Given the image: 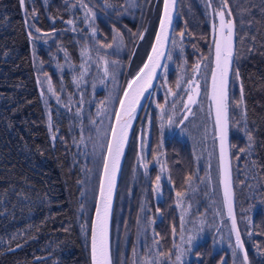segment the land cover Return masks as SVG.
<instances>
[{"label":"trees","instance_id":"1","mask_svg":"<svg viewBox=\"0 0 264 264\" xmlns=\"http://www.w3.org/2000/svg\"><path fill=\"white\" fill-rule=\"evenodd\" d=\"M129 1L111 0L114 7L106 8L105 0H87L97 17L98 33L93 40L88 22L84 20V11L70 7L73 0L69 3L65 0H24L23 8L19 0H0V264H90L88 240L82 234V225L86 221L90 225L93 200L89 190L97 183L98 170L85 145L73 143L74 138L79 141L81 135L80 120L75 113L77 109L82 110L84 133L85 130L92 132L89 119L93 116L94 120L99 102L97 97L106 95V91L103 88L89 89L91 81L102 74L98 73L95 63L80 88L73 83V78L80 72L81 45L87 42L90 54L96 60V42L111 43L113 28L123 34L126 48L118 53L115 48H104L99 50V54L109 61L123 62L118 77L121 89L140 65L155 30L160 8L157 5L161 0H147L144 5V0H135V6H131ZM190 1L178 0L173 26V35L178 40V33L185 32L182 43L189 69L201 56L207 57L212 48L209 19L212 9L206 6L208 0ZM217 3L218 0H211V7ZM228 5L235 24V47L238 51L233 67L240 73L238 80L235 77L230 80L229 95L233 104L239 102L243 86V106H230L229 109L236 216L249 264H264V0H228ZM151 16L152 19L154 17L153 23ZM68 20H72L73 25H69ZM73 27L76 31L71 30ZM36 28L40 29L39 33L35 32ZM29 31L35 42L29 39ZM139 32L144 33V38L134 39L132 34ZM139 48L142 57L138 64L133 65ZM66 56L72 65H76L75 69L70 67ZM182 62L179 53H174L167 77V85L179 96L182 94L181 97L185 93L177 89L175 83L179 73L177 66ZM58 65L64 66L63 71ZM45 75L64 103L68 102L69 95L72 96L71 110L58 104L47 93L45 84L46 109L41 97L42 88L37 82L38 77L44 80ZM162 82L157 80L155 85ZM108 85L112 87L111 81ZM155 92L156 87L153 94L165 95V88ZM81 98L83 104L79 103ZM164 98L158 96L153 104L154 97H149L136 123L143 124V120L151 116L154 124L159 117L156 103ZM49 111L53 121L51 130L48 126ZM187 123L181 127L186 132L193 128L189 133L194 137L197 125L194 127L195 122H191L193 124L187 127ZM246 130L252 136L251 144ZM53 132L55 141L51 139ZM89 145L87 143L86 147ZM200 159L199 155L196 160L191 155L192 166L186 171L193 178L191 186L187 182V201L190 203L188 212L194 219L191 218L193 225L186 223L184 228L187 227L190 234V227L193 231L201 227L200 220L204 225L184 258L185 264H234L229 247L230 235L231 243L235 241L221 203L219 170L217 167L212 173L206 166L208 162ZM163 163L167 165V172L161 180L164 197L171 193L168 176L176 188L173 168L177 171L180 167L182 172L184 165L179 161L174 163L171 158H165ZM122 174L123 171L112 217V256L116 264H133V247L145 232L143 221L146 217L138 212L139 200L132 205L128 198L131 196L128 190L131 181L125 183ZM158 174L160 167L157 166V170H151L148 176L155 179ZM137 187L134 188L138 190ZM162 202L164 199L159 197L160 214L151 215L154 223L147 234L155 225L154 235L157 237L154 239H158L159 249L163 253L166 250L165 255L168 253L163 264H171L175 261L174 245L182 244L179 234L181 220L177 211H173L174 218L171 219L170 208L162 206ZM81 205L84 212L80 211ZM217 210L223 214V222L222 217L216 215ZM173 227L179 231L175 236ZM138 253L137 261L140 246ZM241 261L238 251L235 264H241Z\"/></svg>","mask_w":264,"mask_h":264},{"label":"snow or ice","instance_id":"2","mask_svg":"<svg viewBox=\"0 0 264 264\" xmlns=\"http://www.w3.org/2000/svg\"><path fill=\"white\" fill-rule=\"evenodd\" d=\"M23 6L24 0H20ZM65 3H69V0H65ZM176 0H164L163 15L159 21V31L155 35V43L151 47V53L147 56V62L140 68L136 76L126 82V86L121 89L119 85L118 77L120 70L123 67V62L120 60L109 61L106 56L100 55L99 50L104 48H115L116 52L123 51L126 48L123 34L113 28V36L111 43H99L97 48V58L93 60L89 45L87 42L81 45V57L82 62L79 65L80 72L74 75L73 83L77 88H80L85 83V77L91 72L92 64L95 63L98 73H102L98 76V81L92 83V88L95 90L97 82L105 87L108 86V82L111 81L112 87L108 89V95L104 100L98 102L97 117L100 118V124L97 125L95 120L89 119V123L94 125V134H90L87 137L84 135V126L82 118V110L77 109L75 116L80 120L81 135L79 141L75 138L74 144L78 146L87 143H91L94 162L96 163L98 170L97 184L89 191L92 193L94 218L89 223L86 221L82 225V234L89 241L90 247V260L91 264H116L112 256V249L110 244V220L113 210V201L115 190L117 187V177L122 168V158L125 156V148L129 142V133L133 127V121L136 119L138 108H142V100H146L152 96L156 85L154 81L162 80L161 87L165 88V103H157L156 108L159 109V119L161 121V128L164 124L175 125L185 124L190 117L194 116L193 106H196L201 112H205L204 101H207V109L205 112L206 117L212 122V141L213 147L216 142L219 144V157H218V170L220 175V183L223 187V199L222 206L226 210L227 219L231 221L230 233L234 234V244L231 243V235L229 237V247L232 249V255L235 264V257L238 251L243 252V259L241 264H248V255L244 251V245L241 239L240 230L237 227V219L234 212V191L231 177V167L229 160V127H230V113L231 107L243 106V86L241 85V96L239 102L233 104L229 91L230 80L235 77L237 80L240 77L238 69H234V61L238 56V51L235 47V24L231 18V10L228 5V0H218L219 7L212 9L209 13V19L211 21V35H212V48L209 51L207 57L201 56L200 59L189 69L187 66V60L184 59V47L183 37L185 32H179V40L176 35H173V6ZM131 6H135V0H130ZM104 6L114 7L111 0H105ZM211 8V0H208L206 5ZM70 7H79L84 11V20L88 22L90 29V36L95 40L98 28L95 25L96 13L93 8L89 7L87 0H73ZM226 12L227 17L226 18ZM218 18V23L216 22ZM69 25H73L72 20H68ZM31 27V25H30ZM72 31H76L73 27ZM36 33L40 32L39 28L35 29ZM29 39L35 42V38L32 32L29 31ZM134 39L142 40L144 33H133ZM87 40V37L85 38ZM179 53V57L183 60L181 64H178L179 73L175 86L177 89H181L186 97V102L183 101V97H179L178 100L171 102L170 108L166 109L168 104V97H178L179 93L174 91L172 87L167 85V77L169 73V63L174 60V53ZM66 60H68L66 56ZM42 64V62H40ZM70 67L76 68V65H72L68 60ZM63 71V65H58ZM210 81V86H209ZM38 84L41 85V97L44 100L46 109L48 108V99L45 95L44 85H47V93H50L57 101L58 104H62L64 107L71 110L70 105L73 103L72 96L69 95L68 102L64 103L61 97L57 94L56 90L51 84L49 77L45 75L44 80H40L38 77ZM63 90V89H61ZM200 98V99H198ZM83 104V98L79 101ZM115 105V107H113ZM179 117V119H178ZM107 121V123H105ZM149 126L151 120L148 121ZM48 126L51 130L53 127L51 112H48ZM184 131V129H181ZM249 143L252 142V136L247 132ZM208 137V129H204V140ZM51 139L55 141L56 135L53 132ZM145 141L143 135L141 136V149L143 152ZM162 147V142L160 143ZM241 151H245L241 149ZM211 152L209 156H211ZM161 156L163 153L160 154ZM154 159H160V156L154 157ZM138 160L142 163L145 170H147V163L144 162L143 154L138 157ZM91 171V170H90ZM167 172L166 163L160 165V174L155 177V184L153 191L157 194V197L161 195V180L162 175ZM171 182V178H168ZM192 177H188V183L191 186ZM203 182V181H202ZM84 195V193H81ZM177 201L176 206L181 208V245H174L176 249L174 264H185V257L191 251L193 241L197 238L199 233L203 231L204 221L200 220L201 227L197 230H190L191 234L188 235L185 241L184 237V225L187 223L186 216L190 205L184 207V197L186 195L183 191H176L175 193ZM81 212H84V207L81 205ZM141 211H144L142 206ZM159 211V209H157ZM216 215L222 217L223 214L217 210ZM154 221L149 219L147 225L150 228ZM147 231V228L144 229ZM219 232V229H217ZM175 232V227H173ZM221 242L223 237L221 236ZM127 244V239H125ZM146 244V240H145ZM140 245L139 238L136 245L133 247V264H163L165 255L156 251L159 247V241L153 240L151 246H147V251L151 255H145L139 258L138 248ZM170 258V257H169Z\"/></svg>","mask_w":264,"mask_h":264},{"label":"rangeland","instance_id":"3","mask_svg":"<svg viewBox=\"0 0 264 264\" xmlns=\"http://www.w3.org/2000/svg\"><path fill=\"white\" fill-rule=\"evenodd\" d=\"M147 0L143 1V5ZM130 2V1H129ZM188 2H191L190 0H188ZM190 3H188L189 5ZM95 5V4H93ZM131 5V4H130ZM187 5V6H188ZM160 7V2H158V5ZM178 7V4H177ZM218 8L219 4L217 3L216 5L213 4V6L211 7V9L214 8ZM148 9V10H147ZM146 10L149 11V7ZM212 12V10H211ZM226 18L227 17V12H226ZM152 19V16H151ZM152 23L154 21V17L151 20ZM216 22L218 23V18H216ZM206 29H203V31H205ZM150 31V26L147 30V33ZM141 54V55H140ZM142 57V51L139 48L137 51V55L134 59V61H132L133 65H136V63L138 64V62L140 61ZM170 63V62H168ZM191 67V66H189ZM95 81H98V78L96 77ZM161 81V80H160ZM92 83L93 81H91L90 83V91L92 88ZM97 88H103L106 91V96L108 95V89L111 88L109 85L107 87H105L104 85H101L97 82ZM161 88L160 85L156 86V92ZM155 92V93H156ZM182 92V90H181ZM183 93V92H182ZM157 94H161V93H157ZM105 96V97H106ZM182 96V94H181ZM172 97L169 96L168 97V104L166 105V109L170 108L171 102L173 100H178L179 97ZM105 97H103L105 99ZM162 97H165V95H163ZM98 100H101V97L98 95ZM186 95L183 96V101L186 99ZM103 99V100H104ZM158 99V96H154V100H153V104L154 102ZM200 99V98H198ZM157 103H165V98L162 100H158ZM156 103V104H157ZM207 103H204L205 105V112L207 109ZM98 107V104H97ZM97 107L95 108V113L97 112ZM113 107H115V105H113ZM158 111H160L159 109H157ZM193 111L195 113L194 116L190 117L189 120L187 121L188 123L185 125L187 127H189L188 124H190L191 122H195L194 123V127L195 125H197L196 128H194V132L195 135L194 137H192L191 132L193 130V128L189 131L186 132L184 131V133H182L183 131L181 130L182 126L181 124H175V125H168L167 123L164 124V127L161 128V121L158 118H156V121L154 122V124L151 121V125L149 126V119L151 120V116H148L142 124V135H143V139L145 141L144 147H143V152L141 149V144H140V148L139 150H137L134 153V158L136 160V162H139L138 157L141 156L143 154L144 156V162L147 163L148 167L147 170H145V168L143 167L142 163L140 162V167L137 166L136 167V174H135V179L133 180V182L130 183V189L129 190V194L131 195L130 197H128L130 199V201H132V205L133 203H136L139 200V214H141V208L143 206L144 211L142 212V214L144 213V216L146 217V221L144 223L145 228H147V231L149 230V227L147 225V221L149 219H151V215L154 214H160V211H157L158 207H160V203H159V198L157 197V194L153 191L152 192V188H154V184H155V179L152 178L150 175L148 176V174H150V171L153 169L154 166H159V161L154 159V157L156 156H160V154L162 153V151H164V153L168 152V149L166 150H162V147H160V143L163 140V136L160 137V135L163 134V130H170L172 127H177V133L180 134L182 139H175V140H171L170 142H168V148L169 149V154H170V158L171 161L173 160V162H178L181 163L182 165H184L182 167V172H181V168L179 167L177 169V171H175V169L173 168V172H174V178H175V184H176V188L174 186V184H172V180L171 182L169 181L170 187H171V193L167 196L161 195L159 197L164 199V202L161 203L162 206L164 205H168L167 208H170V218H174L173 216V211H177L179 217H181V208L176 206V191H183L186 193L184 199V207H188L190 205V203L187 201L188 198V186H187V182H188V176L189 174H187V170L190 169V165L192 166V162H191V155L194 156L195 160L197 158V156L199 155L201 157L200 161L202 162H208V164L206 165L212 173H214V169L216 170V168L218 167V158H217V152H216V147H213V141H212V137H211V133H212V122L206 117L205 112H201L196 106H193ZM149 115V113L147 114ZM93 120V116L90 117ZM179 119V117H178ZM94 120L96 121V124L99 125L100 124V119H98L97 115H94ZM105 123H107V121H105ZM191 123V124H193ZM90 124V123H89ZM94 125L90 124V129H92V132H89V130H85L84 135L87 137L90 134H94ZM205 127H207L208 129V137L207 140H204V129ZM199 132V134H198ZM189 133V134H188ZM189 135V136H187ZM199 136V139H198ZM195 139V141H194ZM192 146V147H191ZM191 147V148H190ZM87 148L86 151L88 153L92 152V146L91 143L88 147H84ZM212 153L211 156H209V153ZM167 158V157H165ZM163 160H165L163 158ZM162 160V163H163ZM139 165V163L137 164ZM124 171V170H123ZM126 174H122V180L126 183ZM132 177V176H131ZM133 179V178H130ZM189 184V183H188ZM129 185V184H128ZM151 185V186H150ZM162 185H164V183L161 181V187ZM138 186V190H136L134 187ZM129 188V186H128ZM142 188H143V192H142ZM139 191V192H138ZM195 191H199V187L195 189ZM199 193V192H198ZM139 195V196H138ZM174 196V198H173ZM201 197V196H199ZM174 200V202L172 201ZM173 202V203H172ZM117 203V202H116ZM171 203V204H170ZM170 205V206H169ZM137 210V207H136ZM165 211V210H164ZM137 212V211H136ZM191 218H193L191 216V213L188 212V215L186 216V220L187 223L193 225V223H191ZM194 219V218H193ZM181 220V219H180ZM224 225V223H223ZM121 226V225H120ZM155 225H153L152 231L149 232L147 234V231L144 232L143 234H141L139 236V240H140V257L145 256V255H151V253H149L147 251V246H151L150 244L153 242V239L156 238L157 236L154 235L155 233ZM190 230H193V227H190ZM124 231V230H123ZM163 232V231H162ZM179 231L178 229H175L174 232V236L175 234H177ZM181 233V231L179 232V234ZM191 234V233H190ZM188 233V229L187 227L184 228V237H185V241L187 240L188 235H190ZM177 236V235H176ZM199 236V235H198ZM145 240H146V244H145ZM158 240V239H157ZM194 242V241H193ZM182 243V241H181ZM164 248V247H162ZM156 251L162 253L165 255V253L167 252L166 250L164 251V253L159 249V247L156 249ZM168 255V253L165 255V257ZM139 257V258H140ZM165 261V260H164ZM174 261V258H173ZM171 264H174V262H172Z\"/></svg>","mask_w":264,"mask_h":264},{"label":"flooded vegetation","instance_id":"4","mask_svg":"<svg viewBox=\"0 0 264 264\" xmlns=\"http://www.w3.org/2000/svg\"><path fill=\"white\" fill-rule=\"evenodd\" d=\"M163 96V94H153L152 97L154 96ZM106 95L104 94L103 96H100L101 99L103 97H105ZM187 98L184 100V102H186ZM204 103H207V101L205 100ZM207 105V104H206ZM157 122V121H156ZM177 127H172L170 130H163V134L160 135V137L163 136V140H162V150H166L168 149L167 152V159H170V154H169V149L168 148V142H170L171 140H175L177 138H181L180 134L177 133L176 130ZM135 129H137L136 134H135ZM142 125H135L133 124V127L130 131V136H129V142L127 144V148H126V153H125V157H124V165H123V172L126 177V181H131L133 182V180L135 179V174H136V167L139 166L140 167V161L136 162L135 158H134V153L137 151L138 146L140 148V144H141V136H142ZM184 129V128H183ZM185 131V129H184ZM184 131L182 133H184ZM163 155L160 156L159 159V166L163 160V158L165 159L166 155L164 153V151H162ZM139 163V165H137ZM158 166V167H159ZM152 170H157V166H154ZM131 174V175H130ZM129 176H132L131 178L133 179H128ZM170 176H168L169 178ZM169 181V180H168ZM127 183V182H126Z\"/></svg>","mask_w":264,"mask_h":264},{"label":"water","instance_id":"5","mask_svg":"<svg viewBox=\"0 0 264 264\" xmlns=\"http://www.w3.org/2000/svg\"><path fill=\"white\" fill-rule=\"evenodd\" d=\"M19 1H20V0H19ZM177 2H178V0H176V3H175L174 6H173V25H174V20H175V15H176ZM20 5H21V3H20ZM163 7H164V0H161V4H160V9H159V13H158V18H157V22H156L155 30H154V33H153V36H152L151 42H150V44H149L148 50H147V52H146V54H145V57L143 58L141 64H140L139 67L135 70V72L130 76L129 80L133 79V78L136 76V74L139 72L140 68L143 67L144 63L147 62V56L151 53V47H152V45L155 43V35H156V33L159 31V21H160L162 15H163ZM21 8H23L22 5H21ZM129 80H128V81H129ZM155 82H156V81H154V84H155ZM125 86H126V84H125ZM125 86H124V87H125ZM144 101H145V100H142L141 103L143 104ZM139 109H140V108H138V110H137V114H138ZM137 114H136V116H137ZM133 122H134V121H133ZM216 146H217V155H218V157H219V144H218V141L216 142ZM125 149H126V148H125ZM229 160H230V150H229ZM122 162H123V158H122ZM230 167H231V160H230ZM119 174H120V172H119ZM119 174H118V177H117V184H118V180H119ZM97 181H98V180H97ZM116 189H117V187H116ZM221 190H222V197H223V187H222V184H221ZM115 194H116V190H115ZM114 200H115V195H114ZM113 206H114V201H113ZM112 212H113V210H112ZM234 212H235V215H236L235 201H234ZM225 213H226V210H225ZM225 215H226V214H225ZM226 217H227V215H226ZM93 218H94V207H93V209H92V213H91L90 221H91ZM111 219H112V216H111ZM236 219H237V216H236ZM228 222H229V224H230V228H231V221L228 220ZM89 227H90V225H89ZM237 227H238V229H239L238 221H237ZM239 230H240V229H239ZM110 235H111V220H110ZM233 236H234V234H233ZM241 239H242V236H241ZM242 242H243V239H242ZM243 245H244V242H243ZM88 248H89V260H90V247H89V245H88ZM244 251H246L245 245H244ZM240 253H241V256H242V259H243V252L240 251ZM90 264H91V260H90ZM248 264H249V261H248Z\"/></svg>","mask_w":264,"mask_h":264},{"label":"bare ground","instance_id":"6","mask_svg":"<svg viewBox=\"0 0 264 264\" xmlns=\"http://www.w3.org/2000/svg\"><path fill=\"white\" fill-rule=\"evenodd\" d=\"M123 171V170H122ZM119 187V186H118Z\"/></svg>","mask_w":264,"mask_h":264}]
</instances>
